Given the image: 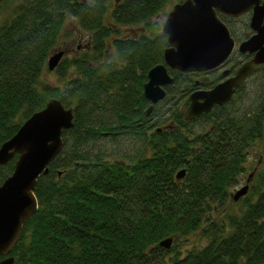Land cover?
Segmentation results:
<instances>
[{
	"label": "trees",
	"instance_id": "trees-1",
	"mask_svg": "<svg viewBox=\"0 0 264 264\" xmlns=\"http://www.w3.org/2000/svg\"><path fill=\"white\" fill-rule=\"evenodd\" d=\"M12 1L3 0L0 8ZM178 1L28 0L0 15V144L50 97L73 109L61 151L38 177V206L10 252L13 264L264 262V140L247 192L237 200L229 192L246 169L252 143L264 138V97L251 115L231 108L243 81L226 103L185 119L189 93L214 85L223 74L169 68L165 96L146 112L143 83L168 45L152 17ZM69 14L92 34V52L58 60L60 76L74 69L61 87L42 75ZM218 14L234 34L231 20L246 15ZM245 17L241 26L247 31ZM128 24L141 27L113 38V59L96 61L95 51L107 50L105 38ZM237 62L230 59L231 66ZM254 70L264 76V62ZM118 133L138 139V152L121 158L87 149L99 136ZM14 161L1 165L0 181ZM181 168L184 175L177 177ZM229 201L235 207L215 217ZM194 232L202 244L181 250L179 239ZM168 235L176 242L159 244Z\"/></svg>",
	"mask_w": 264,
	"mask_h": 264
},
{
	"label": "water",
	"instance_id": "water-1",
	"mask_svg": "<svg viewBox=\"0 0 264 264\" xmlns=\"http://www.w3.org/2000/svg\"><path fill=\"white\" fill-rule=\"evenodd\" d=\"M250 9L249 25L254 32L241 40L237 48L241 52H253V55L211 87L191 91L183 111L185 119L197 117L214 104L226 103L235 88L254 70V65L264 61V0L175 2L162 23L168 42L163 50V61L148 69L143 83L144 95L150 101L146 112L165 96V85L172 80L169 68L204 71L221 65L229 57L235 39L218 12L238 16ZM62 54V49L53 52L48 58V67L53 68ZM226 73L228 69L223 70V74ZM72 125V107H66L58 97H50L0 144V169L17 154L12 171L0 181V254H5L0 258V264H13L14 256L9 252L18 240L24 222L38 206L34 193L38 177L48 172L49 163L62 149L63 129ZM184 172L181 168L176 176L182 177ZM248 179L232 193L234 200L247 192ZM171 238L165 236L159 244L168 247Z\"/></svg>",
	"mask_w": 264,
	"mask_h": 264
},
{
	"label": "rangeland",
	"instance_id": "rangeland-1",
	"mask_svg": "<svg viewBox=\"0 0 264 264\" xmlns=\"http://www.w3.org/2000/svg\"><path fill=\"white\" fill-rule=\"evenodd\" d=\"M16 1L20 4L28 1V0H13L9 3V5L12 3V5L9 7L7 4V7L2 6L0 8V15L4 16L3 14L6 11L12 10L13 7L16 5ZM175 2H168L164 9L159 11L156 15L152 17L153 20H157L159 23L160 28H162V23L167 16L168 11L171 9L172 5ZM250 17V14H246L242 16L239 20H231V23L234 28L235 34L230 30V33L233 37L240 36L242 37L244 33H250L251 28L247 31L243 30L242 28V22L246 20V17ZM250 19V18H249ZM240 21V22H239ZM137 27H141L139 24H128V25H119L117 27V31L113 34L116 35H124L129 34L133 32V28L138 29ZM245 31V32H244ZM89 31L79 26L77 18L72 15H67V18L64 22L62 31L59 35L58 42L56 43L54 49L55 51L60 50L62 48H65L67 50L69 58H74L76 56H81L86 51H90L88 49H85L82 46L80 49L77 47V43L83 44L87 38L89 37ZM235 50L238 51L237 45L235 46ZM115 49L113 47V43L111 39L108 40V47L107 50L99 54L95 51V56H98L96 58V61L103 62L102 59H113L115 57ZM49 58V57H48ZM48 61V59H47ZM228 66V63H225L223 67ZM48 67V64H47ZM221 67V68H223ZM49 68V67H48ZM220 69L215 68L213 70L214 73L217 74L221 72ZM71 76H74V69L67 71V73L64 76H60L58 71L55 69V66L53 68H49L48 70H45L43 72L42 78L48 82H50L53 85L61 86L64 85V81L69 79ZM243 93V94H242ZM242 94V96H241ZM264 97V76L261 74L259 70L253 71L246 77L244 80V85L241 88V91L237 92L235 94L234 100H232L229 104L231 108L234 110L238 109V111H247L248 115H251L253 112H256L257 108L261 105V99ZM103 119L107 120L109 119L108 115H102ZM263 139L256 140L252 143L251 147L249 148V152L247 154V160L245 162L246 169L245 171L239 175V180L236 183H232L229 185V192L232 196V193L241 185L246 183L248 177V187L250 186V182L252 179V174L249 176V173H253L254 168L257 167L259 164V161L261 159V152H262V144ZM141 142L136 139L135 137H128L124 136L123 134H103L99 136L96 140L92 142L87 143V149L89 152L102 150L108 155V157H121V158H129V156H133V154L137 153L140 148ZM17 154L15 155L16 158ZM15 162V161H14ZM47 173V172H46ZM45 174V173H42ZM233 198V197H232ZM230 199V198H229ZM234 202V201H233ZM235 205H232V201H229L228 204L225 205L223 208H219L215 213V217H220L224 214L225 211L230 210L231 208H234ZM169 236V235H168ZM172 236V235H170ZM178 246L181 250H186V248H189L191 246L200 245L203 242V238L198 234V232H194L188 236L181 237L179 239ZM176 241L172 240L170 241V246L175 243Z\"/></svg>",
	"mask_w": 264,
	"mask_h": 264
},
{
	"label": "flooded vegetation",
	"instance_id": "flooded-vegetation-1",
	"mask_svg": "<svg viewBox=\"0 0 264 264\" xmlns=\"http://www.w3.org/2000/svg\"><path fill=\"white\" fill-rule=\"evenodd\" d=\"M3 0H0V3L2 2ZM247 13H249V14H251V9L249 10V11H247V12H245V13H243V14H247ZM239 16V15H238ZM234 17V16H233ZM236 17V16H235ZM249 27H250V25H249ZM251 28V27H250ZM254 32V30H252V28H251V32L249 33V35H251L252 33ZM89 37L87 38V40L83 43V44H81V43H77V47L80 49L82 46H86V47H84L85 49H90V47H91V38H92V34L89 32ZM248 35V36H249ZM247 36V37H248ZM114 37H117V35L116 34H111V35H109L108 37H106L105 38V40H106V42L105 43H107L108 44V40L109 39H111V41L113 40V38ZM246 37V38H247ZM234 39H235V46L237 45L238 46V44H239V42L241 41V40H243V39H245V38H241L240 40H237L235 37H234ZM62 50H63V54H62V56L60 57V58H62L63 56H68V53H67V50L65 49V48H62ZM53 52H55V49L53 50ZM52 52V53H53ZM51 53V54H52ZM253 55V52H248V51H246V52H241L240 50H238V51H236L235 50V47L233 48V50H232V52H231V54L229 55V57L221 64V65H219V66H217V67H214V68H212V69H209V70H204V71H197V72H210V71H213V70H215V68H217V69H220L221 67H223L224 65H225V63H228V66H226V67H223V68H221V73L223 74V70L224 69H228V73H226V74H224L222 77H221V79H223V78H225L227 75H230V74H232L233 72H234V70L236 69V67L241 63V62H243V61H245V60H247V59H249L251 56ZM233 57L234 58H237L238 59V62L234 65V66H231V64H230V59L232 58L233 59ZM264 62V61H263ZM262 62V63H263ZM256 65V64H255ZM170 72V71H169ZM250 75V74H249ZM220 79V80H221ZM170 83V82H169ZM168 84V83H167ZM166 86V85H165ZM211 87V86H210ZM238 87V86H237ZM236 87V88H237ZM207 88V87H206ZM209 88V87H208ZM236 88H235V90H236ZM235 92V91H234ZM11 252V251H10ZM9 252V254H11ZM3 256H5V254H0V258L1 257H3Z\"/></svg>",
	"mask_w": 264,
	"mask_h": 264
}]
</instances>
